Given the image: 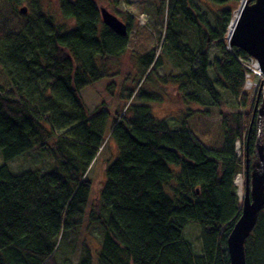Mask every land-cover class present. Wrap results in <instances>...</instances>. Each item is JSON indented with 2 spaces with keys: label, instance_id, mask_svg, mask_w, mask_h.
<instances>
[{
  "label": "trees",
  "instance_id": "obj_1",
  "mask_svg": "<svg viewBox=\"0 0 264 264\" xmlns=\"http://www.w3.org/2000/svg\"><path fill=\"white\" fill-rule=\"evenodd\" d=\"M42 1L9 0L28 14L23 29L0 39L8 85L0 88V150L5 162L37 153L54 167L16 175L0 166V264H74L71 236L92 228L101 243L93 248L84 240L77 264H229L226 244L242 204L234 181L245 175L258 142L264 152V131L258 140L253 110L261 98L249 113L232 115L223 97L242 106L248 101L249 71L242 63L249 56L226 41L234 11L224 8L228 0H217L222 7L212 25L195 0H153L163 42L137 57L142 75L128 89L124 115L111 120L102 107L89 111L81 91L111 77L109 68L126 52L130 21L123 22L128 34L122 38L102 24L95 0H54L61 22ZM184 37L196 38L198 47ZM211 44L220 54L212 64ZM167 62L188 72L158 77ZM158 82L175 84L188 104L201 103L191 85L203 90L221 109L225 148L211 150L197 140L188 128L191 111L171 129L149 107L134 104V97L162 102L161 93L142 88ZM106 140L119 156L94 199L87 176ZM236 141L244 143L243 157L236 155ZM259 213L245 243L246 264H264V207ZM188 224L201 229L198 254L183 237Z\"/></svg>",
  "mask_w": 264,
  "mask_h": 264
},
{
  "label": "rangeland",
  "instance_id": "obj_2",
  "mask_svg": "<svg viewBox=\"0 0 264 264\" xmlns=\"http://www.w3.org/2000/svg\"><path fill=\"white\" fill-rule=\"evenodd\" d=\"M243 0H228L223 6L225 9L234 10L232 18L236 13ZM99 8H105L113 16H117L122 22L127 23L130 21L132 29L129 30L127 38L126 52L119 58V62H116L109 68L111 77H106L94 85L86 87L81 91V97L83 102L88 107L89 111H94L99 107L106 109L110 113L111 117H116L118 113L124 115V111L127 109L130 102L126 100L128 89H133L137 85L138 78L142 75L141 69L138 63V56L146 55L153 51L158 42H163L164 39V25L158 20L156 15V4L157 1L153 0H95ZM200 6V11L207 15L209 23L212 25V21L217 16V11L222 5L217 0H195ZM42 6L47 9L55 11L56 19L61 22L63 19L59 16L57 9L55 8L54 0H43ZM21 8L25 6H15L9 2V0H0V39L8 33H18L23 29L27 20L23 18L20 13ZM217 13V14H215ZM28 14V10H27ZM231 18V19H232ZM183 41L190 44L193 48L198 47V41L196 38L184 37ZM208 55L210 63L213 60L220 57V54L216 50L214 44H211L208 49ZM246 68L248 64L242 63ZM187 73L188 68L177 70L170 62H167L165 67H162L158 71V77H163L169 73L179 74ZM211 79H216L213 71H209ZM153 78V77H152ZM245 91L248 96V101L245 106H242L237 100L224 94L223 97L226 101V107L229 114L234 115L235 113L246 114L249 113L253 108V101L256 97L261 98V102L256 104L254 107V114L257 117L256 127L257 133L256 138L261 140L264 131V79L258 75L249 71V75L246 77ZM157 79V78H153ZM152 79V80H153ZM143 82V81H142ZM143 83H140V85ZM144 84L142 88L150 91H158L163 97V101L160 103L144 102L133 98V102L136 105L142 104L150 108L153 117L157 121L165 120L168 122L169 127L177 129L179 127L180 120L191 111L193 112L190 117L187 118L188 128L195 135L198 141L203 146L211 150H221L226 146L225 139L223 137V118L221 116V109L212 103L211 99L205 94V92L198 87L191 85L189 89L193 91L199 98L201 103L188 104L184 101L183 96L179 95V90L175 84L161 85ZM0 88L6 90L8 88L5 76L2 73L0 67ZM137 88V89H138ZM258 94V95H257ZM135 96V95H134ZM131 98V99H132ZM207 113L208 116L203 115ZM120 115V116H121ZM261 144L260 142H258ZM104 146L98 153V159L92 166L91 171L88 173V178L92 180V196L96 198L97 193L100 189V183L104 179L105 171L111 163L118 158L117 145L111 141L106 140ZM236 155L243 157L244 155V143L243 141H236L235 145ZM259 149L255 148V155L250 164L253 166L258 163ZM6 164L8 169L13 174L21 175L24 172L52 169L53 163L46 156L34 153L31 158L17 157L12 162H5L2 157V151L0 150V166ZM246 167V165H245ZM243 181L245 178L244 173H241ZM245 191V181L243 185V192ZM238 195V194H237ZM245 195V192H244ZM239 198V197H238ZM244 196L240 199L242 202ZM89 212V210L87 211ZM201 229L188 224L184 230V239L188 242L194 253L198 254L201 251ZM71 237L75 238L76 253L72 257L74 264H77L81 260L82 248L85 241H90L89 245L93 248H97L98 244L101 243L98 230L92 228L90 232L81 230ZM71 242L67 241L65 245V252L69 251Z\"/></svg>",
  "mask_w": 264,
  "mask_h": 264
},
{
  "label": "water",
  "instance_id": "obj_3",
  "mask_svg": "<svg viewBox=\"0 0 264 264\" xmlns=\"http://www.w3.org/2000/svg\"><path fill=\"white\" fill-rule=\"evenodd\" d=\"M19 10L22 15L27 12L25 8ZM99 13L105 27L118 37L127 36L128 26L117 16L110 14L104 7L99 8ZM226 41L229 49L236 48L255 60L258 72L264 79V0L241 2L234 28L231 34H227ZM253 120L254 118L251 123ZM256 148L259 149V161L252 166L247 160L241 214L226 244L229 264H246L245 243L257 225L259 212L264 207V152L261 144L258 143Z\"/></svg>",
  "mask_w": 264,
  "mask_h": 264
},
{
  "label": "bare ground",
  "instance_id": "obj_4",
  "mask_svg": "<svg viewBox=\"0 0 264 264\" xmlns=\"http://www.w3.org/2000/svg\"><path fill=\"white\" fill-rule=\"evenodd\" d=\"M236 15H237V13L231 19V23L229 24L227 32H226L227 34H231V31L234 28ZM244 180H245V178H244ZM234 182L236 185V192L238 194V197L241 199L244 196V192H243L244 181H243V177L241 176V174L238 175V177L235 179Z\"/></svg>",
  "mask_w": 264,
  "mask_h": 264
},
{
  "label": "built area",
  "instance_id": "obj_5",
  "mask_svg": "<svg viewBox=\"0 0 264 264\" xmlns=\"http://www.w3.org/2000/svg\"><path fill=\"white\" fill-rule=\"evenodd\" d=\"M244 63H245V61H244ZM246 63L248 64V66L246 68L248 71H251L252 73H254V74H256L262 78L261 74H259V72H258L257 63L255 62V60H253L252 58L249 57V59L246 61Z\"/></svg>",
  "mask_w": 264,
  "mask_h": 264
}]
</instances>
